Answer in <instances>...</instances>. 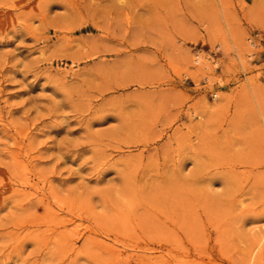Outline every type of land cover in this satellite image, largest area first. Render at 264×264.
Listing matches in <instances>:
<instances>
[{
    "label": "rangeland",
    "instance_id": "obj_1",
    "mask_svg": "<svg viewBox=\"0 0 264 264\" xmlns=\"http://www.w3.org/2000/svg\"><path fill=\"white\" fill-rule=\"evenodd\" d=\"M256 32L264 0H0V264H264Z\"/></svg>",
    "mask_w": 264,
    "mask_h": 264
},
{
    "label": "built area",
    "instance_id": "obj_2",
    "mask_svg": "<svg viewBox=\"0 0 264 264\" xmlns=\"http://www.w3.org/2000/svg\"><path fill=\"white\" fill-rule=\"evenodd\" d=\"M254 39L255 40H263L264 39V34H261V33H259V32H256V33H254ZM254 42V41H253Z\"/></svg>",
    "mask_w": 264,
    "mask_h": 264
},
{
    "label": "bare ground",
    "instance_id": "obj_3",
    "mask_svg": "<svg viewBox=\"0 0 264 264\" xmlns=\"http://www.w3.org/2000/svg\"><path fill=\"white\" fill-rule=\"evenodd\" d=\"M263 236V235H262ZM259 240H261V239H259ZM258 243V242H257Z\"/></svg>",
    "mask_w": 264,
    "mask_h": 264
}]
</instances>
